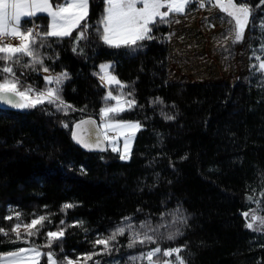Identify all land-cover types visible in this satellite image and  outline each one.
<instances>
[{"label": "trees", "instance_id": "trees-1", "mask_svg": "<svg viewBox=\"0 0 264 264\" xmlns=\"http://www.w3.org/2000/svg\"><path fill=\"white\" fill-rule=\"evenodd\" d=\"M244 2L251 15L242 51L264 57V0ZM198 4L193 0L184 13L152 26L154 38L138 42L140 47L115 48L97 31L105 0H89L86 21L72 36L47 37L37 48L42 64L32 66L22 57L12 65L22 85L38 90L49 87L46 76L66 72L60 96L71 108L0 106V228L8 232L0 234V264L2 254L26 247L52 252L57 264H148L132 257L157 246L182 248L185 264H264V227L247 228L249 215L244 216L253 210L264 216V72L247 56L251 67L231 82L173 78V40ZM205 5L213 6L207 0ZM33 23L44 32L50 17L42 13L22 21L23 27ZM85 24V39L76 45L73 37ZM106 61L122 87L101 83ZM109 91L135 101L110 116L141 126L128 160L110 145L91 151L73 139L74 125L86 117L102 125L101 109L115 102L104 99ZM65 204L73 207L64 209ZM9 215L14 218L5 219ZM40 215L47 218L44 227L31 237L19 230L17 240L14 225ZM146 221L159 229L156 243L129 248L133 230L142 233ZM128 224L132 230L118 235L109 249L94 243ZM60 228L63 238L48 247L46 232ZM165 259L171 258L160 257ZM40 264H48L46 255Z\"/></svg>", "mask_w": 264, "mask_h": 264}, {"label": "snow or ice", "instance_id": "snow-or-ice-1", "mask_svg": "<svg viewBox=\"0 0 264 264\" xmlns=\"http://www.w3.org/2000/svg\"><path fill=\"white\" fill-rule=\"evenodd\" d=\"M193 0H105L104 13L99 21L102 25L100 39L111 47L120 48L126 46L128 48L140 47L138 42L151 40L154 37L151 35L153 27L157 23L168 22L170 14H182L185 12L187 5ZM213 6L218 7L224 14L229 17V23L232 25L230 31L234 34V41L239 42L243 39V33L249 23L251 15L249 6L241 0L237 3L236 0H207ZM201 8L205 7V0H198ZM139 5V7H138ZM89 0H63L62 3H54L53 0H0V61H6V65L0 67V73L8 74L0 76V102L17 108L26 109L34 108L37 105L44 103L53 104L59 110L66 111L71 108L67 105L60 96L61 85L68 79V74L62 72L56 75L45 77V81L49 87L43 90L33 89L31 86L22 85L16 77V72L12 67L13 64H19L22 57L31 59V65L42 64L43 60L37 55V48L43 47V41L47 37L64 38L72 36L74 29L79 28L81 22L86 21L88 16ZM166 9V10H162ZM39 13H46L51 18V24L48 30L39 32L35 28L23 27L22 21L30 22V18L37 16ZM264 27V24H261ZM85 24L84 29L73 37L74 44L78 45L80 40L85 39ZM9 38L18 39L17 45H12L6 41ZM76 51V47L73 48ZM261 62L257 67L264 72V59L257 57ZM25 67L30 66L27 62ZM101 70L104 75L100 76V80L105 85L115 83L120 85L121 82L108 69L111 65H101ZM44 72H48V68H43ZM10 77V78H9ZM54 85V86H53ZM105 100L116 101L114 105H109L101 109V117L104 120L105 128L111 131L118 129H138L140 124L130 122L113 121L110 116L118 115L125 111V106L132 107L135 101L124 100L121 104L122 97H117L109 91L104 98ZM172 119V117H168ZM92 120L81 121L76 124V129L79 130L73 133V139L83 147L92 149L94 146L99 147V143H90V137H85L82 125H94ZM67 127V125H65ZM104 139H108L107 131L103 132ZM128 144V139L124 141ZM113 148V151H116ZM121 159H128L127 153L121 155ZM72 204H65L64 209L72 208ZM248 213H244L247 218ZM14 217L9 215L5 219L12 220ZM47 218L43 215L36 216L29 223L23 224L27 231V236L35 235L44 227V222ZM130 220V218H125ZM15 220L20 221V213L15 214ZM252 220H259L261 226H264V218L252 217ZM23 222L16 223L11 229L15 233L16 239H21L19 229ZM61 225L64 221L60 222ZM75 226V225H74ZM246 227L253 229V223H247ZM144 229L142 233L132 232V240L128 247H134L136 243L140 244H155L158 228L152 227L147 221L140 225ZM126 230H132V225L118 226L106 238H98L94 241L96 245H103L104 249H109L110 242L115 241L118 235H124ZM0 234L7 236L3 228H0ZM65 229L48 230L46 236L48 238V247L63 238ZM142 237V238H141ZM168 240L174 239L173 235L167 236ZM27 242V241H25ZM183 251L180 247H172L162 250L157 246L146 253H142L139 257H132V260L143 259L148 264H185L184 259L180 256ZM46 255L48 264H57L52 252L41 253L37 248H19L8 252L3 259L7 260V264H40V256ZM160 257L171 258L160 261ZM88 256L87 259H91ZM155 258V259H154ZM65 264H73L71 260H67Z\"/></svg>", "mask_w": 264, "mask_h": 264}, {"label": "rangeland", "instance_id": "rangeland-1", "mask_svg": "<svg viewBox=\"0 0 264 264\" xmlns=\"http://www.w3.org/2000/svg\"><path fill=\"white\" fill-rule=\"evenodd\" d=\"M180 28V31L177 33L172 43L174 59L171 63V68L174 72V79L179 80L184 78L190 82H231L237 79L248 67H251L250 61L248 62V57H254L256 59V65H259L261 62L257 57L264 59V57L260 55L245 54V52L242 51L244 39L248 34V27L244 30L243 39L241 41L242 44L240 43L241 45L238 47L236 46L235 50L232 51L236 43L233 42L234 34L230 31L232 25L229 23V17L216 6H212L211 8H200L196 14L186 22V24L181 25ZM17 44L18 43L15 45ZM101 65H111V62L106 61ZM110 68L108 71L111 73ZM101 75H104V73L100 67L99 77ZM111 75L113 74L111 73ZM102 84L106 86L105 83ZM114 84L115 83H112L111 85ZM109 86L110 85H107L106 87ZM123 102L124 99L121 100V104H123ZM115 103L116 101L114 104ZM125 108H127V106H125ZM120 122L136 123L134 121ZM140 127L138 129H118L116 131H111L105 128L103 119L101 125L103 132L107 131L108 133L109 138L107 141L109 145L112 148H116L121 155L127 153L128 159L130 158V152L136 133ZM125 139H128L127 146L124 143ZM253 216L258 218H264V216L257 210H253L249 214V223H253L254 227L258 226L263 228L264 226H261L259 220H252ZM24 229L26 228L21 226L19 230ZM40 252L42 253V251ZM5 254L1 256V264H7V260L3 259Z\"/></svg>", "mask_w": 264, "mask_h": 264}, {"label": "water", "instance_id": "water-1", "mask_svg": "<svg viewBox=\"0 0 264 264\" xmlns=\"http://www.w3.org/2000/svg\"><path fill=\"white\" fill-rule=\"evenodd\" d=\"M0 106H2L4 108L17 109V108H14V107H11V106L7 105L6 103H2V102H0ZM85 120H92V121L95 122L94 125H82V129L85 130L83 132V134H84L85 137H90V143H93V144H95L96 142L99 143V147L97 148V147L94 146L91 149V151L105 150L108 147L109 143H108L107 139H104L103 130H102L99 122L94 117L89 116V117H86V118L78 121L76 124L80 123L81 121H85ZM76 124L74 125L73 133L79 131L75 127ZM74 141L76 142V140H74ZM77 144L79 146L83 147L81 144H79V143H77ZM83 148L86 149V150H90V149L85 148V147H83Z\"/></svg>", "mask_w": 264, "mask_h": 264}, {"label": "built area", "instance_id": "built-area-1", "mask_svg": "<svg viewBox=\"0 0 264 264\" xmlns=\"http://www.w3.org/2000/svg\"><path fill=\"white\" fill-rule=\"evenodd\" d=\"M199 8H201V7L199 6ZM25 28H35L37 31L40 30V26L37 23H33L32 25H27V26H25ZM0 39H2V38H0ZM6 42L10 43L12 45H15L16 43H19L18 39H14V38H9Z\"/></svg>", "mask_w": 264, "mask_h": 264}, {"label": "crops", "instance_id": "crops-1", "mask_svg": "<svg viewBox=\"0 0 264 264\" xmlns=\"http://www.w3.org/2000/svg\"><path fill=\"white\" fill-rule=\"evenodd\" d=\"M39 14H42V13H39ZM44 14H46V13H44ZM50 23H51V19H50Z\"/></svg>", "mask_w": 264, "mask_h": 264}]
</instances>
